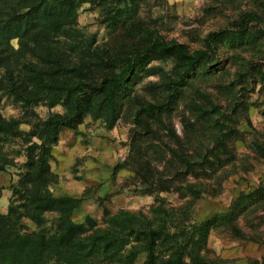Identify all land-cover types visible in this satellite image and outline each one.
Listing matches in <instances>:
<instances>
[{"label":"rangeland","instance_id":"obj_1","mask_svg":"<svg viewBox=\"0 0 264 264\" xmlns=\"http://www.w3.org/2000/svg\"><path fill=\"white\" fill-rule=\"evenodd\" d=\"M137 2L113 33L102 10L84 0L74 28L101 49L134 48L135 36L151 31L190 52L207 50L211 64L182 74L173 57L151 55L117 89L112 114L93 96L81 122L59 134L50 190L81 200L75 223L90 218L99 227L123 210L150 214L162 198L175 218L199 225L191 251L205 264H264V0ZM150 104L154 117L144 112ZM0 113L14 132L0 136L6 214L12 188L26 189L27 140L37 142L31 134L65 107H26L0 93Z\"/></svg>","mask_w":264,"mask_h":264},{"label":"trees","instance_id":"obj_2","mask_svg":"<svg viewBox=\"0 0 264 264\" xmlns=\"http://www.w3.org/2000/svg\"><path fill=\"white\" fill-rule=\"evenodd\" d=\"M83 1L0 0V93L26 107H65L63 115L51 116L40 132L31 134L37 142H26V189L13 187L8 212L0 213V264H134L143 253L144 264H205L201 251H191L199 225L175 218V208L167 209L162 198H156L150 214L123 210L99 227L90 218L75 223L71 216L81 200L58 198L50 190L55 182L50 162L59 134L81 122L93 96L100 97V106L112 114L117 89L151 55L173 57L182 74L211 64L207 50L190 52L151 31L136 35L134 48L115 42L108 49L95 48L93 40L74 28ZM91 2L102 10L113 33L125 25L130 12L136 13L139 3ZM144 109L154 117L153 104ZM12 127L0 113V136H13ZM6 164L1 162L0 173ZM25 219L36 229L31 230Z\"/></svg>","mask_w":264,"mask_h":264}]
</instances>
